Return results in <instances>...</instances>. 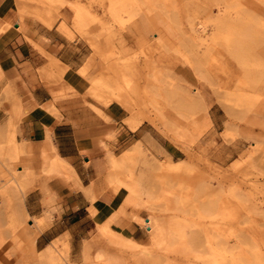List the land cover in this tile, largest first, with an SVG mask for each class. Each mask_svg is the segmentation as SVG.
Segmentation results:
<instances>
[{"label":"rangeland","instance_id":"374dc122","mask_svg":"<svg viewBox=\"0 0 264 264\" xmlns=\"http://www.w3.org/2000/svg\"><path fill=\"white\" fill-rule=\"evenodd\" d=\"M83 1L12 0L18 18L47 20L68 3L75 28H88L105 43L96 51L87 39L93 52L72 92L119 102L132 127L149 121L151 139L108 149L97 181L101 188L127 190L124 179L109 175V155L121 161L133 185L124 196L126 214L133 212L128 219L143 235L115 233L111 225L119 214L113 209L72 251L67 233L36 244L55 206L49 201L38 216L27 210L25 195L33 188L46 193V179L59 172L69 178L70 164L54 169L42 152L35 159L10 122L0 131V227L15 230L20 248L16 255L14 236L5 229L0 264H218L217 254L219 264H264V0H125L134 12L117 17L110 0ZM224 6L232 19L217 30L214 16ZM94 63L98 72L89 74ZM241 79L251 93L247 100L232 93Z\"/></svg>","mask_w":264,"mask_h":264},{"label":"crops","instance_id":"0c3cea01","mask_svg":"<svg viewBox=\"0 0 264 264\" xmlns=\"http://www.w3.org/2000/svg\"><path fill=\"white\" fill-rule=\"evenodd\" d=\"M73 13L63 3L52 20L29 14L18 18L12 0H0V25L10 23L0 29V131L14 122L17 140L30 142L35 159L40 158L43 143L53 142L73 167L76 176L67 178L59 172L46 179V193L33 188L25 195L27 210L38 216L49 201L55 206L36 244L44 247L67 233L71 251L79 238L96 228L98 219L121 206L128 211L122 193L97 184L108 149L152 137L149 121L132 127L119 102L102 103L72 92L71 87L83 82L79 70L93 52L87 39L92 37L96 51H103L105 44L88 28L77 30ZM98 68L99 64H91L88 73L96 74ZM112 225L142 238L140 224L122 212Z\"/></svg>","mask_w":264,"mask_h":264},{"label":"bare ground","instance_id":"6f19581e","mask_svg":"<svg viewBox=\"0 0 264 264\" xmlns=\"http://www.w3.org/2000/svg\"><path fill=\"white\" fill-rule=\"evenodd\" d=\"M128 3L129 2H126L125 0H110L109 1V8L108 9H110V11H111V13H112V15L113 16H115V17H117L116 15H118L119 16V14H121L122 13V11H126V10H128L129 9V13L130 12H134L133 10L135 9V7L133 8L131 5H130V3H129V5H128ZM132 3V2H131ZM236 4V3H235ZM248 5V4H247ZM238 6V5H237ZM230 7H228V6H224L223 7V9L222 10H220L221 8H218V10H220V12H218V14H216L215 16H214V21H215V27H216V29L217 30H219V29H221V27H222V25L226 22V21H228V20H231L232 18V13H231V11H230V9H229ZM239 8V7H238ZM237 8V13H239L240 14V12H241V10L240 9H238ZM206 11V10H205ZM213 18V17H212ZM205 19H207V18H205ZM210 19V18H209ZM208 19V20H209ZM213 21V22H214ZM131 26L132 27H134V28H137L136 26V20H134L132 23H131ZM215 29V30H216ZM240 35V34H239ZM243 38V37H242ZM210 43H212L213 45H214V43L213 42H210ZM209 44V43H208ZM216 45V44H215ZM210 47H211V45H210ZM218 49V48H217ZM219 50H220V48H219ZM214 51V50H213ZM239 51H240V49H239ZM217 52V51H216ZM202 53V52H201ZM206 53V52H205ZM212 54V53H211ZM216 54H218V53H216ZM244 55V54H243ZM262 55H264V54H262ZM215 55H213V57H214ZM219 56V55H218ZM203 57V56H202ZM212 57V58H213ZM225 57V56H224ZM209 59H210V55H209V57H208ZM211 58V59H212ZM203 59V58H202ZM210 59V61H212ZM214 59V58H213ZM217 59V58H216ZM241 54H240V56L238 57V60L239 61H241ZM215 60V59H214ZM220 60V59H219ZM209 61V62H210ZM213 62V61H212ZM218 62V61H217ZM213 64H214V62H213ZM215 64H216V62H215ZM215 64H214V66H215ZM211 65V64H210ZM217 65V64H216ZM244 65V64H243ZM212 66V65H211ZM218 67V66H217ZM217 67L215 68L216 70H217ZM222 69V68H221ZM240 69V68H239ZM46 70V69H45ZM227 70V69H226ZM41 71H43V70H41ZM48 71V70H47ZM46 71H44V74H45V76H46V73H45ZM219 73V72H218ZM220 73H221V71H220ZM47 74H48V72H47ZM220 76H218V78H219ZM223 77V76H222ZM225 77H226V75H225ZM224 77V78H225ZM228 78V77H227ZM221 79V77L219 78V80ZM226 79V78H225ZM258 79L259 78H257V79H255L254 80V84L255 83H257V81H258ZM220 83V82H219ZM225 83V82H224ZM223 82L221 83V84H224ZM247 83V81L245 80V79H241V80H239V82L236 84V88L233 90V94L237 97V98H239V99H241V100H247V99H249V96H250V92H249V90H246L245 88H244V86H245V84ZM220 84V85H221ZM221 86H223V85H221ZM235 86V85H234ZM233 87V86H232ZM180 127V126H179ZM181 127H182V125H181ZM49 138H50V136H48ZM46 143V142H45ZM51 143H53V142H49V143H47V144H42V148H41V152H42V154H43V156L45 157V160H46V162H47V165H50V166H52V167H54V169H57V170H59V169H65V170H67V167H68V162L63 158V157H61L57 152H56V150L53 148V146H52V144ZM15 145V147L16 148H18L19 147V145H16V144H14ZM26 145H27V147H28V149L29 150H32V145L30 144V143H28V142H26ZM25 145V146H26ZM12 146V145H11ZM54 146H55V144H54ZM23 148L22 149H24V148H27V147H24V145L22 146ZM9 148V147H8ZM56 148V147H55ZM8 150V149H7ZM26 150V149H25ZM15 150L13 149V152H14ZM8 152H10L9 150H8ZM18 152H19V150H18ZM27 152H28V150H27ZM31 152V151H30ZM10 153H12V152H10ZM15 153V152H14ZM29 153V152H28ZM28 153H26V154H28ZM25 154V151H24V156L26 155ZM8 155H9V153H8ZM12 155V154H11ZM13 156V157H12ZM12 156H10V158L11 159H13L14 157H17V155H12ZM22 159V158H21ZM14 160H15V158H14ZM17 160V159H16ZM108 160H109V163H110V166H111V168H110V170H109V175H110V178L111 179H113V178H115V180L116 179H120L119 181H121V179H124V181H125V187L127 188V190H123V189H121L120 187H119V185H117V186H115V188H114V190H118L120 193H122L123 194V196H125V194L127 195V193H130L131 191H133V185H132V182H129V181H127L129 178H128V175H127V173H125L124 171H123V169H122V164L120 163L121 161L120 160H117V159H115L114 157H112V155H109V158H108ZM174 162H176V161H174ZM178 167V165H170L169 166V168L170 169H176ZM69 172H71L70 174H72V176L74 175V176H76V174H75V171H74V169H73V167L70 165V167H69V170H68ZM12 174V173H11ZM12 176V175H11ZM11 176H10V178H11ZM14 174H13V178H14ZM16 179H17V177H16ZM77 179V178H76ZM8 181V180H7ZM13 181H16L15 179H13ZM12 182V181H11ZM18 183V182H17ZM16 183V184H17ZM124 203H125V198H124ZM121 206V205H120ZM119 212H122L123 214L125 213L126 214V212L127 211H125V209L123 208V206H121L119 209H114V217H116L118 214H119ZM126 215H128V214H126ZM130 216H132L133 217V212H130V214H129ZM128 215V216H129ZM127 216V217H128ZM171 225H169V224H167L166 226H165V229H168L169 227H170ZM111 227H112V230L115 232V233H117V234H122L118 229H116L114 226H112L111 225ZM6 230H9L8 228H5ZM4 228H2V227H0V236L2 235V234H5V232H6V230H5ZM9 232L12 234V236H14V238H12V240L14 239V241L13 242H15V244L13 243H10V244H12V245H15L14 246V253L17 255L18 254V250H19V248H20V246H19V244H18V238H17V236H16V232H15V230H13L12 228L9 230ZM182 234V233H181ZM2 242V241H1ZM21 242H23V241H21ZM9 244V243H8ZM10 245H8V247H9ZM10 249V248H9ZM12 249V250H13ZM24 252V251H23ZM22 252V253H23ZM26 252V251H25ZM28 254V253H27ZM30 254H32V253H30L29 252V255ZM20 255H21V251H20ZM19 255V256H20ZM23 255H24V253H23ZM33 255V254H32ZM31 257V256H30ZM34 257V256H33ZM15 258H17V257H15ZM15 258H14V260H15ZM18 258H21V257H18ZM40 259H44V256H42V258L41 257H39ZM46 258V257H45ZM47 259V258H46ZM16 260H20V259H16ZM15 260V261H16ZM45 260V259H44ZM215 260H216V263H220V261H221V258H220V256L217 254V255H215ZM21 261H22V259H21ZM20 261V262H21ZM26 261V260H25ZM48 263H53L52 262V260H51V257H49L48 258ZM46 260H45V262H47ZM22 263V262H21ZM24 263V262H23ZM37 264V263H36Z\"/></svg>","mask_w":264,"mask_h":264}]
</instances>
